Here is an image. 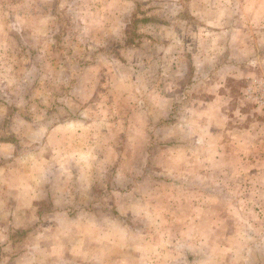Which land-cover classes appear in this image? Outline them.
<instances>
[{"label": "rangeland", "instance_id": "1", "mask_svg": "<svg viewBox=\"0 0 264 264\" xmlns=\"http://www.w3.org/2000/svg\"><path fill=\"white\" fill-rule=\"evenodd\" d=\"M198 1L202 5L194 4ZM208 1L212 5L210 10L216 8L222 13L223 19L219 22L226 27L233 26V29H224L218 24L214 12L192 14V6H205ZM6 4L14 5L15 15H10L11 6L6 7ZM249 7L254 9L249 12ZM180 9H183L181 13H175L173 18V12ZM26 12L31 13V27L17 24L28 17ZM12 19L16 25H12ZM245 25L249 29L243 36L254 34L262 40V45L254 49L256 60L247 61L244 56L242 60L234 61L231 52L235 45L215 46L213 42L219 40V36L223 37L220 32L235 36ZM181 33L185 37L179 38ZM210 39L213 41L209 43ZM263 79L264 0H0V134L7 132V127L13 128L6 120H16L19 127L23 120H36L37 127L45 131L50 121L70 117L83 121L108 120V126L112 123L111 129L98 130L103 124L94 125L99 132L92 136L94 148H98L97 139L102 135L105 140L123 144L121 148H126L130 154L126 156L127 167L131 164L143 171L134 173L133 180L145 181L146 185L147 181L182 184L186 180L192 187L193 182H208L206 190H199L195 185L191 191H204L209 195L218 193L228 199L230 196L246 200L255 197L258 200L249 208L257 211L250 215L256 220L264 212V203L259 205L261 200L264 201V155L254 156L255 170L260 172L253 179L252 188L218 190L215 187L217 173L212 166L214 158L212 162L204 163L208 172H203L201 158L187 153L191 143L195 144V150L198 149V139L188 141L190 132H197L200 126L202 132L212 134L214 126L211 122L214 120L210 118L214 110L209 102L213 91L220 86L232 91L234 87L242 88L245 100H241L243 109L239 112L251 109L246 106L248 101L253 102L252 112L262 109L255 127L251 124L248 127L260 141L256 143L258 149L264 150V104L251 96L250 89L256 80V89L261 90ZM255 95L259 96L256 92ZM198 97L203 101L202 105L196 101ZM37 127L34 125L30 132L38 131ZM234 127H238V133L234 135L240 137L241 126ZM105 131L110 132L105 134ZM16 132L22 135L21 129ZM247 141L250 139L237 142L236 147L246 148ZM96 159L99 168L103 162H114L112 157ZM107 165L104 163L102 169ZM156 189L159 193L171 191L160 183ZM181 191L175 190V197L181 196ZM116 194L111 195V201L115 202L116 197L120 201ZM111 201L105 205L109 213L124 208ZM237 208L239 206L235 205L233 210L238 211ZM188 211L189 207L185 206L175 216L183 212L188 214ZM212 211L208 210L200 223L178 220L171 238L158 236L153 239L160 240V244L174 239L173 247L190 246L202 251L203 255L208 254L211 259L212 253L208 251L215 244L216 236L234 228L231 221L221 228L222 222L209 219ZM257 222L260 227H256V233L245 239L253 242L256 263L262 264L264 222ZM160 223V230H167L165 221ZM241 224L240 230L252 229L244 222ZM106 226L116 227L112 220ZM142 238L146 239H139ZM235 240L233 237L231 245ZM246 244H238L241 246L234 258L236 264L252 263L250 253H245ZM100 260L96 263L106 264L105 260ZM177 262L175 259V264Z\"/></svg>", "mask_w": 264, "mask_h": 264}, {"label": "crops", "instance_id": "2", "mask_svg": "<svg viewBox=\"0 0 264 264\" xmlns=\"http://www.w3.org/2000/svg\"><path fill=\"white\" fill-rule=\"evenodd\" d=\"M194 4L202 5L199 1ZM207 4L192 6V14L198 16V13L214 12V19L218 22L223 19L222 13L216 8L210 10V1ZM6 5L11 6L10 15H15L14 5ZM183 9L173 12V18L175 13H181ZM252 9L249 7L247 11L251 12ZM28 10L31 12L30 6ZM26 13L28 17L22 18L17 24L31 27V13ZM222 23L218 24L224 29L234 28ZM178 24L180 26V22ZM12 25H16V22L13 21ZM247 29L249 26L246 25L239 28L235 36L220 32L223 37L214 39L213 44L235 45L231 54L236 56L230 57L234 61L242 60L244 56L247 61L256 60L255 50L258 45H262V40L254 34L244 37ZM181 37L185 35L179 34ZM208 41L210 43L213 39ZM233 91L220 86L210 97L209 105L214 110L210 118L214 120L211 122L214 126L211 135L214 137L202 132L200 126L197 132H190L188 137V141L199 140L197 150L194 143L188 145L187 155L195 154L201 158L200 167L203 172H208L204 163L212 162L214 158L212 166L217 173L215 187L218 190L252 188L253 179L260 172L259 169L255 170L254 156L264 155V150L257 147L259 140L254 130L248 127L249 124L255 127L254 123L259 120L257 116L263 111L257 107L260 112H252L253 102L248 101L245 102L246 106L251 109L239 112L243 109L241 100H245L242 88L234 87ZM196 101L201 105L203 103L200 97ZM231 109L236 110L230 112ZM242 120H245L244 123L247 121L246 127H243ZM6 121L13 128L7 127V132L0 134V264H98L96 260L101 261L100 258L106 264H175V259L178 260L177 264H236L234 258L241 246L238 244L243 242L247 243L244 249L247 255H251V264H257L255 246L245 239L256 233V227H260L258 220L264 222V212L257 220L250 216L252 212H257L249 208L257 198L246 200L230 196L228 199L218 193L209 195L204 191H191L195 185L199 190H206L208 182H193L192 187L191 182L186 180L182 184L176 182L179 186L172 181L165 184L162 181H147L146 185L145 181L133 180L131 177L135 176L134 173L143 171L141 167L136 169L135 165L134 168L131 164L127 167L126 156L130 154L126 148H121L123 144L105 140L102 135L97 139L98 148H94L95 138L92 136L99 134L94 125L103 124L98 130L104 127L111 129L112 123L108 126V120L83 121L70 117L50 121L46 131L37 127L36 120H23L22 127L16 124V120ZM34 125L38 131L30 132ZM234 125L241 126L240 137L234 135L238 133V127L234 129ZM20 129L22 135L16 132ZM109 132L105 131V134ZM246 139H250L246 142V148L236 147L237 142ZM97 157H112L114 162L108 160L99 168L96 167L100 165ZM87 158L90 161H85ZM104 163L108 165L102 169ZM262 171L264 174V169ZM122 177L123 182L120 181ZM158 183L171 191L159 193L156 189ZM175 190H182V195L175 197ZM113 193L120 197L119 202L117 197L115 202L111 201ZM109 201L122 204L124 208L119 207L118 211L109 213L105 206ZM262 203L264 201L261 200L259 205ZM235 205L239 206V212L233 210ZM185 206L189 207L188 214L183 212L175 216ZM208 210H213L209 219L222 222L221 228L230 221L234 223L231 231L216 236L215 244L208 251L212 253L211 259L208 254L203 255L202 251L190 246L173 247L174 239L166 241L167 244H160V240L153 239L158 236H174V226L178 220H196L200 223ZM110 220L114 221L116 227L106 226ZM160 221H165L167 230H160ZM243 222L252 229H238ZM140 237L146 239L141 240ZM233 237L236 240L231 245Z\"/></svg>", "mask_w": 264, "mask_h": 264}, {"label": "built area", "instance_id": "3", "mask_svg": "<svg viewBox=\"0 0 264 264\" xmlns=\"http://www.w3.org/2000/svg\"><path fill=\"white\" fill-rule=\"evenodd\" d=\"M264 80V79H263ZM263 80H261V83H263ZM252 89V93L251 96L258 101L259 103H263L264 104V84H262L261 90H257L256 89V80H254V83L252 84L251 88ZM255 92L260 96H256Z\"/></svg>", "mask_w": 264, "mask_h": 264}]
</instances>
